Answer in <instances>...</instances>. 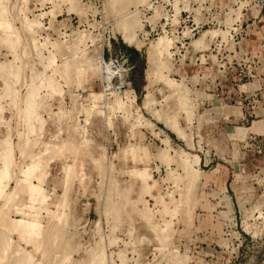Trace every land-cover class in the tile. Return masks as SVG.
<instances>
[{
  "label": "rangeland",
  "instance_id": "374dc122",
  "mask_svg": "<svg viewBox=\"0 0 264 264\" xmlns=\"http://www.w3.org/2000/svg\"><path fill=\"white\" fill-rule=\"evenodd\" d=\"M259 1L6 0L0 156L9 149L11 178L0 210L54 229L46 253L13 234L34 264H264ZM162 36L169 53L151 60ZM35 164L33 195L11 204Z\"/></svg>",
  "mask_w": 264,
  "mask_h": 264
},
{
  "label": "bare ground",
  "instance_id": "6f19581e",
  "mask_svg": "<svg viewBox=\"0 0 264 264\" xmlns=\"http://www.w3.org/2000/svg\"><path fill=\"white\" fill-rule=\"evenodd\" d=\"M7 9H6V0H0V22H5L6 18H7ZM9 21V20H8ZM11 24V23H10ZM10 24L6 23L4 24V26L2 27L3 29H10ZM128 30H130L129 32L127 31V34L124 35V40L125 42H127L129 45H134V41L136 40V34L134 31V27H132V29H129V26L126 28ZM135 45H137V48L140 49L141 45L137 42L135 43ZM172 45V40L170 38H168L167 36H162L158 41H156L155 43L152 44V47L149 51L150 53V58L152 60L153 56H159L160 58L163 57L164 55L169 53L170 47ZM166 59V58H165ZM149 60V59H148ZM154 63V62H151ZM154 65V64H153ZM159 77H164L167 83L169 84H173V80L170 79L169 77H167L165 74H168L167 69H169L168 65H166L165 63H161L159 64ZM103 68L105 70V74L108 75L107 78H109V81L113 82V80L117 78V73L115 72V66L114 65H110L107 63L103 64ZM4 70V69H3ZM166 70V71H165ZM156 71V70H155ZM166 73H165V72ZM7 74V72H5ZM9 73V72H8ZM153 75V74H152ZM9 76V75H8ZM4 77V76H3ZM6 78V77H5ZM114 78V79H113ZM113 79V80H112ZM163 79V78H162ZM114 80V81H115ZM9 81V80H8ZM48 81V80H47ZM153 81V80H152ZM6 82V81H5ZM110 82V83H111ZM44 83V82H43ZM49 85L51 84L50 82H47ZM109 83V84H110ZM11 84V83H10ZM113 84V83H111ZM7 85V84H6ZM174 85V84H173ZM172 86V85H171ZM12 88V87H11ZM37 94V92H35ZM35 94V95H36ZM31 95V94H30ZM35 109L32 106H28L26 108V114L27 115H35ZM29 120V119H28ZM28 140V139H27ZM32 140V139H31ZM37 140V139H36ZM26 143V142H25ZM8 147V146H7ZM52 148L47 147V149H45L44 153H49V151ZM55 150V149H54ZM52 151V150H51ZM50 151V152H51ZM53 152V151H52ZM43 153V154H44ZM54 153V152H53ZM136 153V152H134ZM42 154V153H40ZM54 155V154H53ZM135 155V154H134ZM43 156V155H42ZM41 156V157H42ZM139 155L134 156V161L136 162L137 158ZM141 158V156H140ZM142 161V160H141ZM167 161V159H166ZM169 162V161H168ZM189 162V161H188ZM39 167L38 165H33L32 167H30L28 170H26L23 174V179L19 180L17 182L16 188L15 190L11 193V204L12 201L14 200L16 202L17 197L21 194H30L32 193V185L30 183V180L32 179L31 177L33 176L32 172H36L37 168ZM142 169V168H141ZM135 171H138V169H136ZM137 173V172H136ZM140 174V176L142 177H147V171L146 169L143 168V170H140L138 172ZM137 173V174H138ZM73 173H71V170L68 172V176L70 177ZM138 174V175H139ZM149 175V174H148ZM42 176V175H41ZM190 176V175H189ZM11 178V153L9 151V149H5V151L1 154L0 156V194L2 193V191L4 190L5 187H7V184L9 183ZM148 178V177H147ZM146 179V178H145ZM44 180V175L43 177L40 178V181L43 182ZM34 186V185H33ZM37 186V185H36ZM34 188V187H33ZM42 189V188H41ZM38 190V189H37ZM5 191V190H4ZM35 191V190H34ZM34 193V192H33ZM32 193V195H33ZM39 193V192H38ZM42 193V192H41ZM37 195V194H36ZM39 195V194H38ZM47 195V194H46ZM45 195V196H46ZM29 196V195H28ZM44 196V195H43ZM16 198V200H15ZM37 198V197H36ZM48 198V197H47ZM46 198V199H47ZM41 199V197H40ZM37 200V199H36ZM13 201V203H14ZM43 201V200H42ZM61 203V201H60ZM59 203V206L62 205ZM9 204V203H8ZM45 204V203H44ZM17 205V204H16ZM13 206V205H10ZM15 206V205H14ZM56 206H58V204H56ZM167 209V207L165 208ZM169 209V208H168ZM176 209V208H175ZM20 210V209H18ZM166 211V210H165ZM164 211V212H165ZM170 211V210H169ZM167 210V213L169 212ZM54 213V212H53ZM59 213V209L58 212H56V214H54L55 216ZM166 214V212H165ZM169 214V213H168ZM161 215V214H160ZM35 217V218H34ZM34 217L32 218H13L12 216H8L7 215V209L6 206H4L1 210H0V259H6L9 258L8 255L10 254V250L12 247H14L15 245V249H16V256L14 258L13 264H34V255L31 251H28L26 249L25 246H23L22 244L18 243L16 241V239L14 238L13 234L17 233L19 235V238L21 240H23L25 242V244L27 243L28 245H33V248L35 247L36 249H43L45 251V253L47 251H49L50 247L48 245H46L45 239L48 238V236H51L52 234H55L53 230H50L49 232L47 230H45V228L42 227L39 218L37 215H34ZM62 214H58V218L62 220ZM60 222V221H59ZM49 234V235H48ZM48 235V236H47ZM164 237V236H163ZM17 247V248H16ZM13 250V249H12ZM12 254V253H11ZM70 256V255H69ZM68 257V256H67ZM13 258V257H12ZM10 261V260H9ZM8 263V262H7ZM10 263V262H9ZM11 264V263H10ZM99 264H103V261L100 260Z\"/></svg>",
  "mask_w": 264,
  "mask_h": 264
},
{
  "label": "built area",
  "instance_id": "2783aa9c",
  "mask_svg": "<svg viewBox=\"0 0 264 264\" xmlns=\"http://www.w3.org/2000/svg\"><path fill=\"white\" fill-rule=\"evenodd\" d=\"M260 2V4L262 3L263 5H264V1L263 0H260L259 1ZM114 63V62H113ZM115 64V63H114ZM115 66H117L116 64H115Z\"/></svg>",
  "mask_w": 264,
  "mask_h": 264
}]
</instances>
